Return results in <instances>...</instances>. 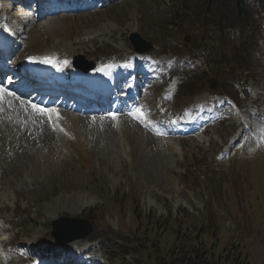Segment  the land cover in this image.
Instances as JSON below:
<instances>
[{"label":"rangeland","instance_id":"rangeland-1","mask_svg":"<svg viewBox=\"0 0 264 264\" xmlns=\"http://www.w3.org/2000/svg\"><path fill=\"white\" fill-rule=\"evenodd\" d=\"M8 1L10 0H2V3L7 4ZM40 1L33 5L31 0H27V7L23 6L26 8L25 11L15 13V15H13L12 7L4 9L5 22L12 29L11 32L16 37L17 43L11 53V66L5 68L7 74L11 73L12 68L18 65L27 52L34 54L35 52L45 53L54 50L58 52L62 62L69 67L72 64L67 63L68 59L73 62L76 58L83 57L86 62H94L102 68H108L104 59L114 56L124 58L123 64L120 66L124 77L128 76L131 67L139 69L140 64L146 70L133 78L135 81L137 80L138 92L141 91L137 99L130 98V94L121 85L118 88L121 92L120 95L113 96L110 101L111 108L107 106L100 112L74 113V116L77 115L81 118L94 117L88 119L89 122L86 123L82 134L66 117L59 115L51 123L46 115L37 111L30 113L25 104L18 101L10 103L5 100L7 97L5 95L3 101H0V213L8 221H11L9 216L12 215L19 218L18 231L26 221H33V217L20 218L16 212H13L17 199L22 201L26 208L25 213L29 212V209H36L38 204L43 205L44 210L41 216H37V221L43 222V218L46 221H52L62 214L63 216L85 218L87 209L102 203L98 185L102 184L107 187L108 193L117 192L121 187H124L123 178L126 171L133 177L135 196H138L145 185L149 184L146 188L147 196L143 199V215L151 218L153 207L159 210L158 216L164 213V211H160L164 209L158 206V201L169 198L172 192L175 198L171 201L175 204V208L186 209L184 202L186 196L190 202L195 198L186 193L185 187L181 185L183 182H179L175 175L181 171L183 161V155H177V153H181V149H183V154L184 150H188L194 155L195 160L211 169L208 172H213L212 159L215 150L206 138H196L191 135L179 138L176 133L165 131L164 127L158 123L154 122L146 126L147 120L142 122L130 117L137 114L145 118L144 113H153L152 103H155L157 93L155 88H152L154 93L149 90L148 86L152 85L153 81L146 74H151L157 61L131 51L127 38L131 33H138L148 42L157 38V52L163 49L161 47L163 32L160 25L164 19L165 8L161 4L162 0H155L152 5L148 4L150 0H117L110 3L111 5L109 3L103 5L102 8L97 7L100 4L98 1L91 0L90 3L96 4V7H83L78 13L57 8L62 4L67 5L68 1L54 0L52 4L49 3L50 0ZM42 3H45L46 6H43ZM84 3H89V0H85ZM258 48L256 63L259 62L263 67L257 66L254 70L249 86L256 85L253 86L255 90L252 95L260 97L264 109V43L260 41V45L256 49ZM37 49L39 51H36ZM162 58L167 60L169 54ZM61 66L66 67L65 65ZM67 72L65 71L63 74H67ZM135 72L132 70L130 75H134ZM203 74V71H199L187 81H191V84L198 83L200 80L205 82L198 76ZM175 83L176 80L166 89L168 95L173 93L171 90L176 89ZM201 85L202 82H200ZM0 86L6 88V83L0 82ZM13 86L11 85L12 88ZM10 91L15 94L13 89ZM12 96L24 98L17 94ZM119 105L125 110L116 111ZM111 113H116L115 119ZM57 125L62 127L75 141L73 144L79 152L80 160L85 158L93 171L82 166L81 161L72 158L73 155L70 152H66L59 142H55L53 135L56 133L52 127L54 126L57 130ZM255 125L257 128L253 131L252 137L257 139L261 137L264 141V121L259 123V120H256ZM14 126H17L18 129L14 128L13 132ZM234 129L232 123L219 127V133L224 137L225 142ZM120 131L123 132V135L130 137L133 146V150L132 146L130 147L133 151L131 160H128L126 150V155H124ZM55 138L60 141L59 136ZM244 143L249 145L250 139L245 140ZM56 145L60 146V151ZM259 146L260 144L256 145L257 150ZM261 151L264 157V145ZM253 153L254 148H249L244 156V159L247 160H241L244 164L243 169L248 174L254 172L244 184L248 192L253 191L256 185L259 188L261 186L264 188V181L258 176V170L261 175H264V160L260 155L259 157L253 156ZM219 166L218 164L215 169ZM256 166H259L258 169ZM229 167H231L229 164L225 166L227 169ZM222 174L219 172L218 178H221ZM187 179L189 178L187 177ZM60 192H62L61 197ZM160 192H164V195H161ZM196 194L198 198L200 196L203 198L195 200L197 208L202 209L205 197L199 189ZM226 197H228V193ZM114 204L117 205L115 202ZM187 204L189 206L188 201ZM110 211L114 214L115 210ZM236 211L238 214L233 212L232 217L234 228L228 227L230 222H224V217L219 213L220 210L214 219L215 228H211L209 225L202 226L201 240L208 247L202 249V252H204L203 258L208 262L207 264H245L246 262L264 264V247L258 241L259 239H256L258 235L264 237V198L256 210ZM121 217L123 220L122 213ZM151 220L153 221V218ZM108 221L116 229V219L110 217ZM164 223L165 221H160V224ZM143 225L146 224L143 223ZM122 232L128 236L137 233L125 230ZM172 232L178 238L181 237L180 229L173 228ZM35 233H41V236L45 235L40 228H37ZM143 233L140 232V235ZM38 238L34 236L30 242H34ZM160 240L162 245L157 243L156 252L150 258L159 256V264H172L176 248L173 252L169 251L175 242L171 232H166L164 236L160 237ZM27 241L23 242L26 244ZM191 243L196 244L197 242L196 240H187L185 245L188 246ZM235 243L241 248L235 249ZM44 244L50 249L57 247L52 242L48 243V239L44 240ZM69 246L67 252L71 257H77L79 253L84 256V252L88 251L90 246L94 247L86 241L76 242ZM238 253L240 256H237ZM186 256L183 260L184 264H203L199 262L198 258L194 259L190 252ZM186 259L187 263H185ZM117 260V264H140L136 260L135 263H132V258Z\"/></svg>","mask_w":264,"mask_h":264},{"label":"trees","instance_id":"trees-1","mask_svg":"<svg viewBox=\"0 0 264 264\" xmlns=\"http://www.w3.org/2000/svg\"><path fill=\"white\" fill-rule=\"evenodd\" d=\"M248 1L176 0L175 10L171 11L173 14L172 26L175 28L178 27L179 31L183 27L187 29V26L197 28L198 30L195 41L191 45H185L188 49L182 51V54L184 56H190L192 54L190 48L200 50L206 63L211 67L210 70L213 72V77L219 81L218 90L212 92L207 88L209 83L206 77H202L201 79H204L205 82L200 80L203 85L200 88H196V93L204 89L213 95H231L234 97L236 103L242 107L250 104L246 92L244 93L242 84L251 78L257 66L263 67L259 62L256 63V54L259 51V48L256 49V47L260 45V40L264 39V32L261 28L255 26L254 13L258 12V10H253ZM228 28L239 29L241 37L232 38L225 34ZM237 83L241 85L238 86ZM186 88L188 89L189 85ZM185 95H187L186 99L190 100L195 94L186 91ZM185 172L186 175L181 176V181H185L188 177L195 188L196 180L194 170L189 165V167L185 166ZM215 181V177L211 173L207 183L209 195L212 198H218L219 193L223 197L225 192L228 194H233L234 192L236 194L238 183L234 179L233 172L230 175L224 176L221 187L217 190ZM240 191L241 198L236 199V205L241 206L242 204L249 209L256 210L258 204L261 203L259 199L264 198L263 191L254 192L250 195L251 190L248 192L242 182L240 184ZM135 210L136 215L132 214L131 216V226L127 225L125 221H122L120 227L121 232L122 230L137 232L135 235L128 236L122 232L123 236H121L122 234L108 227V229H104L95 234L92 239L101 238L103 239L101 243L103 247L105 245H114L116 247L114 248V253H120L122 255L126 253L135 258L136 261L142 262L144 256L148 258L156 252L155 249L158 241L155 238L145 237L146 230L140 235V232L143 231L139 229L138 217H142V215H139V209ZM95 217L93 211L88 215V218L92 221H99L98 224L107 227V224L102 222L99 217ZM153 221L159 222V220L154 219ZM153 221L149 219L148 222L146 221V224L148 223V228L152 226L150 230L155 233V223ZM167 222L165 221V224ZM117 239L122 240L123 244L121 246L115 244V240ZM158 239H160L159 236ZM175 254L176 257L181 254L180 247L176 249Z\"/></svg>","mask_w":264,"mask_h":264},{"label":"water","instance_id":"water-1","mask_svg":"<svg viewBox=\"0 0 264 264\" xmlns=\"http://www.w3.org/2000/svg\"><path fill=\"white\" fill-rule=\"evenodd\" d=\"M132 42L135 44L138 52H143V50L137 47L136 39H132ZM215 86L216 82H213L212 88H215ZM54 225L53 235L57 238V243L59 244H68L84 239L93 232L92 225L82 219L61 218Z\"/></svg>","mask_w":264,"mask_h":264},{"label":"bare ground","instance_id":"bare-ground-1","mask_svg":"<svg viewBox=\"0 0 264 264\" xmlns=\"http://www.w3.org/2000/svg\"><path fill=\"white\" fill-rule=\"evenodd\" d=\"M52 23V22H51ZM57 60V58L55 57L54 58V61L53 62H51V63H49V64H47L46 65V67H45V71H48V70H52V65H53V63L55 62ZM0 63H1V60H0ZM68 63H71V61H68ZM31 65V60L30 61H28V62H26L25 63V66H27V67H29ZM107 75H109V73L107 72ZM74 76L78 79V80H81V79H83V75H81V74H74ZM7 97H5V100H7V101H9L10 103H12L11 101H13V102H20V103H22V104H25L26 106H27V110L29 109L30 110V113L31 112H33L34 110L32 109V107H31V103H29V102H31V101H28V100H19V99H17V98H15V97H13V96H9V95H6ZM108 107H110L111 108V106H110V104H108L107 105ZM59 108H62V109H64L62 106H58ZM28 110V111H29ZM50 110H52V116H51V118L49 119V117H48V115L47 114H44V115H46L47 116V118L50 120V121H52L55 117H57V115H56V113L58 112L59 114H62V116H64V117H66V119L67 120H70L71 121V123L74 125V127L79 131V133L80 134H82V132H84V127H85V125H86V123H88L89 121H88V119L90 120V119H93L94 117H88V116H86V117H84V118H81V117H79V116H74V112H69V111H66V110H57V108H55V109H50ZM118 110H121V108H118ZM35 112V111H34ZM66 112H67V115H66ZM37 113V112H36ZM35 114V113H34ZM14 128H17V126H14L13 127V132H14ZM18 129V128H17ZM120 133V137H121V139L122 140H125L126 139V136L125 135H123V133H122V131H120L119 132ZM55 134V133H54ZM56 135V134H55ZM55 135H53V138H54V140H55V142L56 143H58L59 142V145H60V141L58 140V138H55V137H57V136H55ZM123 143V142H122ZM57 146V145H56ZM58 148V150L60 151V146H57ZM130 147H131V145H130ZM130 150H131V148H130ZM103 183V182H102Z\"/></svg>","mask_w":264,"mask_h":264},{"label":"snow or ice","instance_id":"snow-or-ice-1","mask_svg":"<svg viewBox=\"0 0 264 264\" xmlns=\"http://www.w3.org/2000/svg\"><path fill=\"white\" fill-rule=\"evenodd\" d=\"M44 62L45 63H51V59L50 58H46ZM5 95L12 96V95H15V94L13 92H11L10 90L6 89L5 87L0 86V101H3ZM17 99H19V97H17ZM29 103H31V107H32V109L34 111H37V112H39L42 115L47 114L49 119L51 118L52 110L43 108V107L38 106V105H36L35 103H32V102H29ZM56 115L59 116V113L57 112ZM111 115H112L113 119L116 118V113H111ZM141 115H143V113H141Z\"/></svg>","mask_w":264,"mask_h":264}]
</instances>
